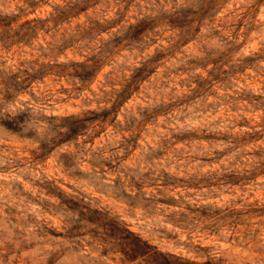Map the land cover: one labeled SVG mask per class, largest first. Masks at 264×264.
<instances>
[{
	"label": "clouds",
	"instance_id": "1",
	"mask_svg": "<svg viewBox=\"0 0 264 264\" xmlns=\"http://www.w3.org/2000/svg\"><path fill=\"white\" fill-rule=\"evenodd\" d=\"M0 264H264V0H0Z\"/></svg>",
	"mask_w": 264,
	"mask_h": 264
}]
</instances>
